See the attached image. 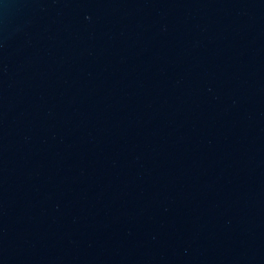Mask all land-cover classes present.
Returning <instances> with one entry per match:
<instances>
[{
	"label": "water",
	"instance_id": "95a60500",
	"mask_svg": "<svg viewBox=\"0 0 264 264\" xmlns=\"http://www.w3.org/2000/svg\"><path fill=\"white\" fill-rule=\"evenodd\" d=\"M0 264H264V0H0Z\"/></svg>",
	"mask_w": 264,
	"mask_h": 264
}]
</instances>
